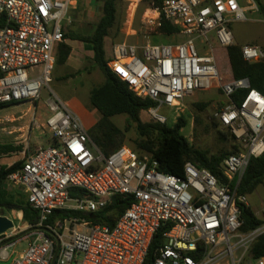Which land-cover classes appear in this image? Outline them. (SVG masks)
Returning a JSON list of instances; mask_svg holds the SVG:
<instances>
[{
    "label": "built area",
    "instance_id": "obj_1",
    "mask_svg": "<svg viewBox=\"0 0 264 264\" xmlns=\"http://www.w3.org/2000/svg\"><path fill=\"white\" fill-rule=\"evenodd\" d=\"M139 1L132 0L135 6ZM246 1L249 7L238 0H163L158 7L153 3L156 16L144 22L149 34L157 33L163 18L183 41L157 44L150 39L141 47L118 43L107 62L137 97L155 103L148 112L163 125L169 121L164 111H176L177 122L188 98L217 90L226 101L211 118L238 145L221 163L228 182L192 162L185 164L183 177L165 174L152 154L140 155L126 145L105 156L76 112L54 94L46 100L50 114L43 123L34 115L30 126L48 132L51 142L30 154L6 180V185L22 187L38 211L30 227L36 230L28 236V248L12 255L10 248L22 232L0 211L14 224L0 235V262L52 264L59 242L55 264H264V257L251 253L264 236V205L258 216L262 223L243 231L241 207H249L248 195L238 191L251 159L264 154V94L249 79L226 78L213 44L225 51L235 45L231 24L246 21L247 10H258L254 0ZM76 2L0 0L5 23L0 27V105L41 99ZM241 52L250 64L264 60L260 46L243 45ZM239 92L243 95L237 102ZM115 195L132 196L133 202L113 228L87 219L86 214L99 212ZM57 210L83 215L50 223ZM158 235L161 243L148 262Z\"/></svg>",
    "mask_w": 264,
    "mask_h": 264
},
{
    "label": "rangeland",
    "instance_id": "obj_2",
    "mask_svg": "<svg viewBox=\"0 0 264 264\" xmlns=\"http://www.w3.org/2000/svg\"><path fill=\"white\" fill-rule=\"evenodd\" d=\"M76 4L69 12V22H67L65 35L80 34L87 35L93 32L103 16V2L96 0H76ZM211 0H208L210 2ZM243 7H249L246 0H238ZM264 5V0H261ZM153 3L151 0H140L135 6L132 0H120L117 4V19L114 27L110 30L109 36L105 39V47L108 54H113L115 45L122 42L143 46L147 40L152 43H176L183 41V37L165 36L161 34H149V26L144 25L145 17H155L152 12ZM247 10L246 21L231 24V31L235 45H257L264 49V12L259 10ZM131 27L132 30L131 31ZM75 48L70 61L65 65L56 66L52 73L49 86L42 89L41 99L33 103H26L11 106L0 110V166H11L16 162L23 161L39 147H45L51 142V135L46 131L33 130L31 122L33 116L43 123L50 114L46 107V100L56 94L65 102L72 100L71 109L80 117L85 129L89 132L97 121L98 113L88 106L90 91L104 82L101 71L94 66L90 60L92 52L90 47L79 42L68 40ZM214 44L215 56L219 67L226 78L232 77L229 59L224 49ZM141 55V53H140ZM72 67L83 71L81 76L76 78H65L76 71ZM70 67V68H69ZM77 71V72H78ZM226 99L217 90L198 92L195 96L188 98L185 102L186 108L181 112V117H185L188 125L182 130V134L196 148L210 152L211 155L219 152L232 151L231 141H225L222 134L230 135L229 131L222 129L212 120V113L220 107ZM208 106L200 110L196 104ZM176 111L166 110L163 114L168 115V126L173 127L176 122ZM143 122H150L152 119L148 111L141 114ZM112 121L120 128L128 126L125 115L116 116ZM138 136L134 128L128 132L126 146L135 149V142ZM11 147L10 150H5ZM139 154H145L140 153ZM7 189L11 193H24L20 186L7 184ZM248 204L256 217L261 216L264 205V184L248 196ZM11 219L15 225L20 227L21 232L30 228L23 220L22 213L16 211H1ZM20 232V233H21ZM25 235L19 239L17 244L10 248L13 254L21 253L28 248L30 238Z\"/></svg>",
    "mask_w": 264,
    "mask_h": 264
},
{
    "label": "trees",
    "instance_id": "obj_3",
    "mask_svg": "<svg viewBox=\"0 0 264 264\" xmlns=\"http://www.w3.org/2000/svg\"><path fill=\"white\" fill-rule=\"evenodd\" d=\"M103 2V16L93 30L87 35L70 34L65 35L64 42L58 45L55 58V65L63 66L67 63L72 47L67 44L68 40L79 41L90 47L92 56L90 60L97 67L104 77V82L93 88L89 93V106L95 110L99 117L95 125L89 131L90 137L95 145L105 156H110L116 150L126 145L128 132L134 128L138 141L135 142V149L138 154L149 153L159 162V171L174 175L184 176V166L187 162H192L199 168L207 169L217 176L221 182H228L221 171L223 159L238 150V145L231 135L222 134L225 141H231L232 151L219 152L211 155L210 152L201 150L192 145L182 134V130L188 125L185 117H180L174 126L163 125L154 120L143 122L141 114L148 111L155 103L149 99L143 100L137 97L129 86L120 80L107 67V62L113 54H108L105 47V39L109 36L110 30L114 27L117 19V4L120 0H96ZM163 0H151L155 7L162 4ZM259 10L264 12V5L261 0H254ZM5 23L0 19V27ZM157 34L172 36L178 33V29L166 22L162 18V26L157 29ZM227 55L229 58L232 76L235 79H249L251 86L264 94V60L250 64L243 59L241 46L233 45L228 47ZM83 71H78L65 78H76L81 76ZM242 92L235 95V100L242 99ZM13 106L12 104H1L0 110ZM203 110L208 105L196 104ZM125 115L128 126L124 129L118 127L112 119L116 116ZM6 147L5 150H10ZM132 149V148H131ZM2 152V147H0ZM141 155V154H140ZM22 166L21 162H16L11 166H0V211H16L22 213L23 220L30 226H34L38 219V211L28 202L25 193H11L6 187L7 177L16 172ZM264 184V154L257 158H252L249 166L240 182L238 191L241 195H251L258 187ZM77 193L76 190L72 194ZM133 202L132 196L115 195L109 204L97 213H88L85 216L93 224H99L113 228L117 220L123 215ZM83 214L57 210L50 218V223L56 219H64L71 216H81ZM241 218L244 221L243 231H250L257 228L260 221L250 207H241ZM161 243L158 235L151 248L148 262L153 258L154 249ZM254 257H264V236H262L251 249Z\"/></svg>",
    "mask_w": 264,
    "mask_h": 264
},
{
    "label": "water",
    "instance_id": "obj_4",
    "mask_svg": "<svg viewBox=\"0 0 264 264\" xmlns=\"http://www.w3.org/2000/svg\"><path fill=\"white\" fill-rule=\"evenodd\" d=\"M14 226L13 222L5 217V216H0V235L7 232L8 230L12 229ZM36 229L35 228H29L25 231H23L20 235H18L14 240L16 239H21L23 238L25 235L35 231ZM2 246V245H0ZM59 248H60V243L58 242L57 243V247H56V250H55V256H54V260L52 262V264H55V259L58 255V252H59ZM0 264H10V261H7V262H0Z\"/></svg>",
    "mask_w": 264,
    "mask_h": 264
},
{
    "label": "crops",
    "instance_id": "obj_5",
    "mask_svg": "<svg viewBox=\"0 0 264 264\" xmlns=\"http://www.w3.org/2000/svg\"><path fill=\"white\" fill-rule=\"evenodd\" d=\"M67 44L70 45V46L72 47V53H73L74 50H75V48L73 47L74 44L71 43V42L69 43L68 41H67ZM90 52H91V51H90ZM72 53H71V55H70V57H69V59H68L69 61H70V58H71L72 55H73ZM65 66H70V65H69V63H68V65H65ZM69 68H70V67H69ZM72 69H73V70H72ZM71 70L77 72L79 69H76V68L72 67V65H71ZM71 99H72V98H71ZM71 99L68 100V102H66L69 106H72V105H73ZM89 104H90V103H88V106H87V107H90ZM72 110H73V109H72ZM96 122H97V121H96ZM96 122H95V123H96ZM94 125H95V124H94ZM22 190H23V189H22ZM23 192H24V190H23Z\"/></svg>",
    "mask_w": 264,
    "mask_h": 264
}]
</instances>
